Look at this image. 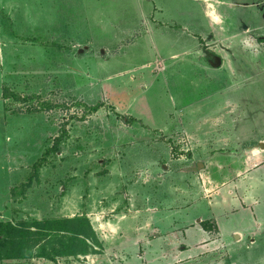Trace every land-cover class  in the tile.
I'll return each instance as SVG.
<instances>
[{"label":"rangeland","instance_id":"obj_1","mask_svg":"<svg viewBox=\"0 0 264 264\" xmlns=\"http://www.w3.org/2000/svg\"><path fill=\"white\" fill-rule=\"evenodd\" d=\"M261 139L264 0H0V221L94 229L87 254L42 241L4 264H188L203 230L189 264H264V232H231L250 221L230 215L219 240L187 211Z\"/></svg>","mask_w":264,"mask_h":264},{"label":"crops","instance_id":"obj_2","mask_svg":"<svg viewBox=\"0 0 264 264\" xmlns=\"http://www.w3.org/2000/svg\"><path fill=\"white\" fill-rule=\"evenodd\" d=\"M261 149L257 148V145L254 146H248V151L251 155H248L244 160L245 167H242L241 169L237 170V177H234V179L230 182L223 181L221 183L220 188H217L214 185V183H218L214 178L209 180V183L203 182L205 187V191L207 194L210 195V197L205 200L207 203L204 202V200L198 201L196 204V208L190 209L188 207L187 211H197L206 209L210 212L209 217L213 223V227L218 231L217 236L220 240L221 237H224V227L222 226V221L224 219L231 218L230 215H237L233 216L234 220L238 218V215L241 216L242 221H250V226H245V229H251V230H243V226L236 225L235 228L232 229V233L235 234L237 243H243L244 238L246 235L251 239L250 244L256 245V233L261 231V233L264 232V212H262V205L264 204V139L260 140ZM203 165V164H202ZM221 167V165H217ZM223 166V165H222ZM204 180V179H203ZM210 184L211 188H207ZM216 188V189H215ZM235 189V190H234ZM194 206V205H193ZM185 209V210H186ZM183 212L182 215L183 216ZM186 215V214H185ZM205 216V215H204ZM224 217V218H223ZM226 217V218H225ZM180 217L176 219V222L178 224V220ZM197 220V219H195ZM200 221L204 222V217L199 218L198 221H196L197 224H199ZM211 222L209 221L208 224L211 226ZM179 225V224H178ZM181 226V225H180ZM208 227V225H207ZM188 228V227H186ZM195 228V227H194ZM205 229H207L205 227ZM260 229V230H258ZM195 230H197L195 228ZM207 231L203 230L202 232H195L193 234L188 233V235L185 236V243H181L183 245L180 249V254L178 258L181 260H186L189 264V260L192 261L194 259H198L203 251L210 248L211 243L207 242L206 236ZM200 234L199 238L197 240L194 239V235ZM205 233V234H204ZM142 243L144 244V239ZM140 241H134V243H139ZM215 241H213L214 243ZM128 252H118V259H121L119 257H122V259L131 260L133 258H130L129 256H126ZM125 254V255H123ZM200 254V255H199ZM138 257L142 256L141 253L137 254ZM137 257V258H138ZM139 257V259H140ZM170 257L165 255V259H169ZM135 259V257H134ZM161 259V257H160ZM136 260V259H135Z\"/></svg>","mask_w":264,"mask_h":264},{"label":"trees","instance_id":"obj_3","mask_svg":"<svg viewBox=\"0 0 264 264\" xmlns=\"http://www.w3.org/2000/svg\"><path fill=\"white\" fill-rule=\"evenodd\" d=\"M32 224L0 221V264H4L5 259L33 257L35 246L42 241L45 243L40 245L38 256H50L46 250L49 243L58 246L56 253L60 255L76 254L77 245L83 247L81 254H87L91 248L88 239L94 229L86 216L36 220Z\"/></svg>","mask_w":264,"mask_h":264}]
</instances>
